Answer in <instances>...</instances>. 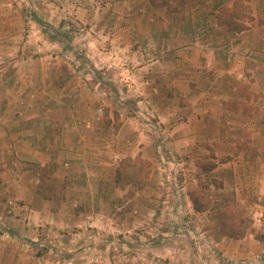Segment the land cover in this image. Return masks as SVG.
<instances>
[{
	"label": "rangeland",
	"instance_id": "rangeland-1",
	"mask_svg": "<svg viewBox=\"0 0 264 264\" xmlns=\"http://www.w3.org/2000/svg\"><path fill=\"white\" fill-rule=\"evenodd\" d=\"M235 2L239 33L216 18ZM1 41L0 91H31L37 107L59 93L73 128L67 157L9 150L6 169L34 195L24 208L21 192L0 195V264H264V0H0ZM194 74L225 79L216 115L211 100L195 110ZM203 188L197 212L189 193ZM46 199L51 216L83 223L37 225ZM224 206L242 213L238 239L220 233Z\"/></svg>",
	"mask_w": 264,
	"mask_h": 264
},
{
	"label": "crops",
	"instance_id": "crops-1",
	"mask_svg": "<svg viewBox=\"0 0 264 264\" xmlns=\"http://www.w3.org/2000/svg\"><path fill=\"white\" fill-rule=\"evenodd\" d=\"M136 26L139 27L140 25L136 23ZM142 26H144L143 27L144 30L148 29L149 33L152 31V24L150 22H143ZM3 29L6 31L12 32V27H4ZM162 30L167 31L168 28H164ZM133 31L138 32L139 29L133 28ZM250 35H252V31L247 30L245 34L242 36L243 40L241 44H244V43L248 44L247 38ZM178 36L184 38L182 34H179ZM1 42H4V43L1 44L0 47L3 46L4 50H6L8 43L10 42L9 41H1ZM166 59H167V56L164 55L160 57L158 61H155L154 66L156 67L158 66V69H159L158 71H156L157 78H160L162 76V72L164 70H161L162 69L161 65L166 63L167 61ZM195 60L196 58L193 57L189 60V62H194ZM197 61L198 60H196L195 62ZM186 62H187V59H181L182 64ZM157 63L159 65H157ZM148 68L149 66H146V67L143 66L137 69V71L141 72V70H144L145 71L144 74H145V73H148V71L146 70ZM149 73L153 74L152 71H149ZM232 73H233L232 68H230L229 71L228 70L225 71V74H232ZM194 75H198V74H194ZM199 76L200 74L196 77L197 78L196 80L199 82L197 83V86L199 87L200 90H202V92L200 93L196 91L194 92L196 93L195 94L196 96L195 98L196 109L195 110L203 109L205 107V104L210 102L211 100V112H214V114L216 115V111L218 112L219 110H221L220 109L221 106L223 107V104H224L223 101L231 98L224 94L223 99H222V96L220 94V91H221L220 85H221V82H223V80L225 79L218 77L214 79L213 82H211V78H208V82L206 83L204 78L202 76H200L201 77L200 78ZM7 81L8 79L5 78L2 83H7ZM54 89L55 87L51 88V90H54ZM7 91L8 90L6 91L4 90L2 92L0 91V96L1 98L3 97V99L0 100V150L2 148V152H0V162H2V165L0 166V195L8 191L9 192H17V191L21 192V198L25 202L24 203L25 205L22 206L21 208H24L27 205H31V200H32L31 198L34 195V187H31V188L28 187V181L23 179L25 178V175L18 176V175H15L13 172H9V170L6 169L7 161L8 160L11 161L10 159L14 158L13 156L9 158L10 156L9 150L13 148V146H15L14 143H16L18 145V148L16 149L15 154L17 153V150H18L20 152V155L23 158H25L26 160H30L32 162H34L33 158L35 159L37 158L36 161L38 160V161H41V163H46L49 160H51V158L55 157V154L60 155L61 158L62 156L67 157L66 154L67 152H69L68 149L66 148V143L69 142V139L67 137L71 136V130L73 127L71 129H68V126L70 128V123H71L69 120L70 118L68 116V113L63 111V110L67 111L68 109H66V107L64 106L63 107L57 106L58 104L57 102L59 101H56V100H59V99L58 98L56 99V95H58L59 93L51 91L53 93V96H51L50 98L53 100L51 102L53 106L40 105L39 103L40 106L38 105L39 107L38 108L37 103H31V101L26 103L27 99L25 98V96L27 93H31V91L27 92L26 94H18L17 92V94L13 95L14 99L11 101H9L8 97L6 96ZM34 94L36 93L34 92ZM69 95H72V93L69 92ZM29 96L32 97L33 95L29 94ZM155 101L156 103H159L158 96L155 97ZM63 103L64 102L61 101L60 104L62 105ZM75 112L79 115L82 114L83 116L85 113V111H82V113H80V111L79 112L75 111ZM229 112L230 110L226 108L224 109V114H225L224 117L227 119H230V116H231ZM256 125L259 126V128H261V130L263 131V126H264L263 122L260 121L259 124L257 122ZM55 129H57V132H55ZM66 129H67V132L64 133ZM68 130H70L69 133H68ZM38 145L41 151L38 150ZM52 145L54 146L53 148L54 153L49 154L46 152V150H44V147H47V146L52 147ZM63 145H64V148L62 151L61 146ZM42 150H44V152ZM34 151H37V152H34ZM30 152H32V157L29 155ZM15 156L19 157L17 154ZM34 182L35 181L29 182V183L34 184ZM103 185L104 184H101V188L103 187ZM109 187L110 186H107V188ZM103 200H104L103 197H101L99 202L97 201L95 202L96 205H103V202H104ZM41 201L45 204V208L43 207L44 216L40 217V219H37L39 221L37 222L38 223L37 225L41 226V225H44V223L47 224L50 222V223H53L55 226H58V225H60L61 227L70 226L71 224L64 225L65 220L68 223L70 222L72 224L73 223L74 224L83 223L81 218H76L77 221L74 222V218L72 219V217H69L64 220V218H60L57 216H51L53 214L48 213V210H46L47 202H44L48 200L46 199V200H41ZM89 201H92V198H90ZM23 215L24 214L20 216L21 219H23Z\"/></svg>",
	"mask_w": 264,
	"mask_h": 264
},
{
	"label": "trees",
	"instance_id": "trees-1",
	"mask_svg": "<svg viewBox=\"0 0 264 264\" xmlns=\"http://www.w3.org/2000/svg\"><path fill=\"white\" fill-rule=\"evenodd\" d=\"M239 4L235 2L233 9H227L220 7L217 11L216 18L219 24L226 27L231 33H239L245 30L243 26V19L235 20L237 17H241L237 10L239 9ZM249 19L248 16H242V18ZM241 20V21H240ZM208 169L211 170L214 166L208 165ZM189 199L191 201L192 207L197 212H202L209 205V195L204 191V188L198 191H192L189 193ZM234 207V206H233ZM241 212H234L231 206H224L217 210V225L219 227L220 233L230 238H240L243 235V219L241 218Z\"/></svg>",
	"mask_w": 264,
	"mask_h": 264
}]
</instances>
